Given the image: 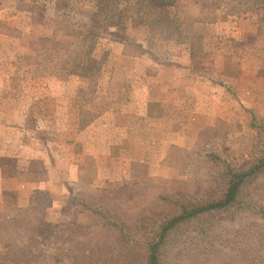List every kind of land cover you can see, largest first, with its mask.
Wrapping results in <instances>:
<instances>
[{"label":"rangeland","instance_id":"1","mask_svg":"<svg viewBox=\"0 0 264 264\" xmlns=\"http://www.w3.org/2000/svg\"><path fill=\"white\" fill-rule=\"evenodd\" d=\"M97 1L0 0V152L6 154L0 156V166L6 174H18L23 168L19 159L29 157V175L45 178L53 170L67 186L69 181L76 182L68 186L72 199L62 222L90 226L78 236L71 237L66 231L53 237L58 240L52 244L40 243L45 253L40 264H71L70 254L60 256L62 250L76 253L82 242L110 240L97 216L77 199L87 200L94 208L108 206L135 225L137 220L152 216L143 209L163 208V196L220 191L228 165L247 167L264 150L263 3ZM252 4L262 13L252 60L260 70L253 87L258 106L233 108L232 116L198 131L192 147L172 144L162 152L166 147L153 143L158 141L154 136L157 131L150 129L138 112L129 113L125 108V94L131 98L130 93L140 86V78L132 82L131 75H142L148 58L172 63L180 42L191 43L193 55L202 61L212 23L224 21L228 11L240 13ZM228 63L238 68L232 61ZM92 121L97 122L95 128L81 129ZM115 123L130 128L118 130ZM116 140L115 147L128 145L133 154L141 148L154 151L152 157L158 161L130 162L121 154L122 158L113 162L105 156L110 148L114 151ZM96 148L106 175L116 163L117 176L123 177L106 179L101 185L94 182ZM78 159L81 166L76 181L71 169ZM124 167H131L127 176L131 178L122 174ZM249 194L264 205V174ZM50 199L49 193L43 195L39 205ZM40 212L35 209V216L40 217ZM26 215L34 216L32 211ZM241 220L250 221V217L244 215ZM221 229L233 230L228 225ZM10 236H14L11 231L0 232V251L9 249ZM169 261L176 260L172 257Z\"/></svg>","mask_w":264,"mask_h":264},{"label":"trees","instance_id":"2","mask_svg":"<svg viewBox=\"0 0 264 264\" xmlns=\"http://www.w3.org/2000/svg\"><path fill=\"white\" fill-rule=\"evenodd\" d=\"M254 1L264 4V0ZM263 174L264 150L247 167L228 165L220 191L163 196V208L143 209V213L148 211L152 216L137 220L135 225L128 224L108 206L94 208L87 200L77 199L97 216L110 240L105 237L96 244L82 242L78 252L62 250L60 256L70 254L67 256L73 260L71 264H264V205L249 194ZM43 195L47 192L37 191L28 208L17 210L14 215H0V232L14 234L9 237V249L0 251V264H40L38 261L45 256L40 243L52 244L58 240L53 237L66 231L71 237L78 236L90 227L45 220L44 210L51 199L40 206ZM37 208L40 217L35 216ZM31 211L34 216L26 215ZM244 215L250 221L241 220ZM224 225L233 230L221 229ZM172 257L175 263L169 261Z\"/></svg>","mask_w":264,"mask_h":264},{"label":"crops","instance_id":"3","mask_svg":"<svg viewBox=\"0 0 264 264\" xmlns=\"http://www.w3.org/2000/svg\"><path fill=\"white\" fill-rule=\"evenodd\" d=\"M261 16L262 13L253 4L240 13L228 11L224 21L220 23L216 20L212 23L213 27L208 34L210 38L204 46L206 57L202 61L193 55L191 43L180 42L175 50L182 51L173 54L172 63L161 64L148 58L144 70H140L142 75H131L132 82H137V78H140V86H136L138 88L130 93L131 98L125 94V108L129 113L138 112L150 125V129L157 131L154 136L158 141L153 143L166 147L162 152L165 153L172 144L192 147L198 131L214 127L220 118H226L228 114L232 116L233 108L258 106L253 87L260 70L252 60L256 51L255 41L260 32ZM229 61L238 68H231ZM115 124L114 128L118 130L130 128L129 125L121 127ZM96 125L97 122L92 121L81 129L90 126L95 128ZM115 142L117 140L114 141V151L110 148L105 156L113 162L121 159V154L130 162L158 161L157 157H152V154H156L154 151L141 148L138 153L133 154L127 150L128 145L121 149L115 147ZM98 152L97 148L93 151L98 164L94 182L101 185L106 179L123 177L121 174L117 176L116 163L114 167L110 166L109 174L106 175L102 162L100 163L101 153ZM4 154L0 152V156H6ZM19 161H23V168L18 174H6L4 167L0 166V215H14L17 210L28 208L36 192L45 191L51 196V204L44 210V219L54 223L61 222L65 218L64 210L72 199L68 186L76 182L69 181L67 186L53 170L48 171L45 178L36 174L29 175V157ZM80 166L79 159L72 165L71 174L76 181ZM130 168L124 167V177L131 178L127 177L131 175Z\"/></svg>","mask_w":264,"mask_h":264}]
</instances>
